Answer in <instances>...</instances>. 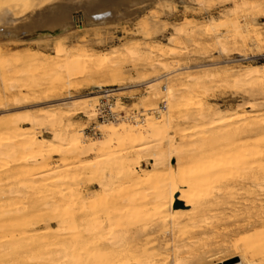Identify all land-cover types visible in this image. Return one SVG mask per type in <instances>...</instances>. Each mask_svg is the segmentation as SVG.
Returning <instances> with one entry per match:
<instances>
[{
    "label": "bare ground",
    "instance_id": "bare-ground-1",
    "mask_svg": "<svg viewBox=\"0 0 264 264\" xmlns=\"http://www.w3.org/2000/svg\"><path fill=\"white\" fill-rule=\"evenodd\" d=\"M156 0H0V65L8 59L3 47L19 44H41L54 39L68 38L71 34H79L86 26L101 27L109 22L119 23L134 20L147 6ZM260 11V6L251 4V12ZM220 26L228 28L232 34L219 39L217 44L222 50L230 43H236L240 37L242 45H249L251 34L261 44L263 38L255 27V19L242 25L235 19L234 13L228 11L223 16ZM218 26L214 23L198 26L189 25L175 27L169 43H160L149 47L147 55L142 57L141 45L125 47L100 57L83 50L76 59L70 56L64 47H59L55 56L50 57L29 47L26 54L16 53L14 60L34 68H42L46 75L57 69L58 62H65L68 79L57 78L48 80L40 90L18 88L15 92L0 95V108L6 101H12L13 107H21L30 97H41L43 102L58 98L62 92L71 90L74 85L71 76L86 75L88 79L109 78V87L118 86L126 79L125 72L116 62L122 57H133L143 60L144 66L151 69L154 77L145 78L133 86L138 88L147 84L155 92L160 84L173 72L189 71L191 67L180 62L164 63L166 48L179 49L183 40H190L201 34H209ZM146 34H156L158 25L152 19L144 22ZM28 35L33 37L25 38ZM250 37V38H249ZM173 51L170 55H175ZM245 56V55H241ZM64 58V59H62ZM159 58V59H157ZM163 58V59H162ZM62 59V60H61ZM164 74L160 75L159 70ZM77 73H72L73 71ZM178 82L189 80L193 86L206 88L210 82L227 81L233 78L237 86H245L250 92L264 96V65L251 66L240 73H232L230 69L220 68L202 77H195L191 72L175 75ZM144 82V83H141ZM101 84L93 83L88 87L98 88ZM165 96L166 110L162 108L144 110L142 116L127 118L134 123L119 122L99 125L104 139L95 141L88 139L85 129L74 127L70 120L74 114L86 112L91 102L99 99L98 95L72 98L61 105H51L47 109L27 112L21 118L6 115L0 124L1 135L13 136L18 144L9 143L1 149L0 173L22 165L15 176V184L30 178L32 182H50L54 186L66 185L74 170L81 171L95 178L93 181L98 189L82 196L84 209L79 214L53 213L38 222L44 229L39 235L47 249L43 264H59L55 258L61 238L82 243L74 249V257L93 260L95 264H212L211 260L218 254L208 247L185 249L189 244L197 243L206 233L207 236L217 232V223L232 217L241 219L237 227H255L264 225V214L228 211L222 208L228 204L224 193L217 194L215 189L224 190L222 184L224 167L212 164L209 160L220 150L214 145L215 130L230 127L232 124L246 125L248 133H258L264 129V124L258 120L264 119V101L250 103L249 110H235L232 113L220 115L219 108H213L208 98H200L195 102L191 95L182 94L191 91L188 88L175 89L174 85L167 87ZM120 90V89H118ZM197 90V89H195ZM112 90L110 92H114ZM108 93V92H106ZM109 96V95H107ZM145 105H153L149 97H145ZM8 110V109H6ZM117 112V108H113ZM160 115L148 117L146 114ZM87 115L88 120L95 119L96 113ZM96 122L98 118L96 117ZM45 121L54 127L53 137L38 136L34 129ZM68 121L69 123H66ZM24 125H29L25 127ZM179 128L175 131V128ZM88 129V128H87ZM86 129V130H87ZM179 143L181 147H176ZM240 149V148H239ZM20 151L19 153H11ZM31 152L34 162L39 166L37 172L28 165L24 154ZM184 156L175 163L164 159L165 153ZM224 152V150H222ZM264 152H249L244 154L238 150L235 156L236 166L252 159L255 154ZM54 155L61 156V162L53 163ZM93 155L92 159H84ZM149 158L152 163L142 167V162ZM73 160L72 162H70ZM191 161L194 170L192 176H187V170L182 164ZM90 176V177H91ZM110 177L119 178V189L126 196L127 205L115 211L104 204V198L110 191ZM91 183V185H93ZM90 185V186H91ZM91 191V188H88ZM104 199V200H103ZM9 211L0 209V264H18L16 252L8 251L10 258H5V246L9 238L16 241L14 231L7 228L10 219ZM125 221V228L119 234L127 236L129 247L123 245L116 248L111 240L121 241V235L115 233L105 237L94 233V230L117 225L114 220L117 215ZM243 215V216H242ZM57 224L54 228L52 224ZM18 226L17 223H13ZM122 227V224H118ZM208 228H211L207 232ZM12 232V233H11ZM13 234V235H12ZM21 232L19 235H23ZM190 234L189 236H186ZM214 234V235H215ZM108 241V242H107ZM13 245V244H12ZM235 254H240L239 262L232 264H264V235L259 236L253 247L239 248L234 245ZM259 262H257V259ZM230 260V259H229ZM210 261V262H208Z\"/></svg>",
    "mask_w": 264,
    "mask_h": 264
},
{
    "label": "rangeland",
    "instance_id": "rangeland-1",
    "mask_svg": "<svg viewBox=\"0 0 264 264\" xmlns=\"http://www.w3.org/2000/svg\"><path fill=\"white\" fill-rule=\"evenodd\" d=\"M251 4L259 5L260 11L251 12ZM228 11H232L235 19L242 25L255 19V27L263 38L261 44H258L256 38L251 34L249 45L246 48L242 45L239 37L236 43H230L225 50H222L217 41L232 35L228 33V28L220 26L224 14ZM133 18L134 20L119 23L111 21L101 27L86 26L79 34H71L68 38L54 39L46 43L3 47L8 61L0 65V95L15 92L21 87L29 90H40L48 80L68 79V72L65 71L63 66L65 62L63 61L57 63V69L50 72V75H46L42 68H34L27 64L15 62L14 55L16 53L26 54L30 46L32 50L42 52L50 57L55 56L59 47H64L67 53L73 59H76L77 55L83 50L100 57L104 53L139 44L142 47L141 55L144 57L147 55L149 47L160 43H169L171 37H173L175 27L189 25L190 23L201 27L214 23L218 27L209 34H201L190 40H183L184 44L179 49L166 48L167 54L164 59L162 58L164 63L176 61L191 67V69L189 71L178 70L173 72L171 76L162 81L158 92H155L152 87H148L144 82H141L144 85L138 88H127L144 81L145 78L154 77L155 74L152 73L149 67L144 66L142 58L123 56L116 63L123 68L126 79L120 81L118 86L109 87L107 84L110 79L105 77L91 81L86 75L80 77L73 75L71 79L74 87L71 90L62 92L58 98L49 102L41 101L39 96L30 97L21 107L15 108L8 105L13 104L12 101L4 100L6 104L0 108V124L6 115L17 116L19 119L29 111L47 109L51 105H61L71 101L72 98L70 97L75 99L91 96V93H94V95L99 96L98 101L91 102L86 112L74 114L70 124L74 127L84 128L88 139L102 141L104 135L99 125L112 122L134 123L133 119L128 120L127 118L142 116L144 110L147 109H163L166 105L163 98L168 96L167 87L171 85H174L175 89L186 87L191 91L194 90V92L183 91L182 94L191 95L195 102H198L200 98H208L213 108H219L220 115L232 113L235 110H249L250 103L264 101L263 95L250 92L248 87L235 85L233 78L227 81L210 82L206 88L193 86L194 83L189 80L178 82L175 78V75L178 76L187 72H191L196 78L202 77L206 73H213L220 68L230 69L232 73H240L251 66L264 65V0H156L154 4L147 6L144 11ZM147 19L157 22L158 32L156 34H146L144 22ZM173 51L176 54L170 55ZM77 72L76 70L72 73ZM164 73V70L160 69L158 74L163 75ZM93 83L102 86L98 88L88 87ZM112 90L116 91L110 92ZM145 97H149L153 105L146 106ZM111 107L117 108V117L110 116ZM168 112L169 109H165L164 114ZM91 113L97 115H94L95 119L89 121L87 115L92 117ZM100 113H102V117ZM96 117L99 119L97 123H95L97 121ZM148 117L157 118L160 115L149 113L142 119ZM258 121L264 124V119L260 118ZM66 123L69 122L66 121ZM24 126L28 127L29 125ZM245 128L246 125L244 124H232L230 127L215 130L213 133L216 137L214 145L220 150L216 151L209 160L212 164L224 167L225 170L222 175L224 190H214L217 194L224 193L227 198L228 204L222 208H228L229 212L233 210L243 213L244 217L250 213L264 214V152L255 154L252 159L245 160L246 162H243V165L238 164L236 166L234 164L236 161L234 158L238 150L244 154L251 151H264V129L258 133H248L244 130ZM178 129L176 127L174 132ZM34 132L38 136L52 138L54 127L42 121V124L35 127ZM9 143L19 145L18 140L13 136L1 135L0 132V153L2 156L4 155L1 149L6 150L5 148ZM176 147L180 148L181 145L177 143ZM12 152L20 154L19 150L18 152L11 150ZM169 152L165 153V160L169 158L170 161L175 163V160L184 157L183 155L175 156L173 154L169 156ZM24 155L28 161L27 166L32 167L37 172L39 166L34 162L35 158H32L31 152L26 151ZM92 158L93 155H89L84 159ZM61 159V156L54 155L51 161L60 163ZM149 163H152L151 160L149 158L145 159L142 162V167H146ZM181 166L187 170V176L193 175V164L191 165L190 160H187ZM21 169L22 165L0 173V209L9 211L7 218L12 222L9 225L7 223V228L11 231L14 228L18 229L14 231L16 241L13 243V239H8L9 241L6 242L5 246L7 253H3V255L5 258H10L11 256L8 254L10 250L11 253L16 252L15 256L19 260L18 264H43L47 247L39 235L44 226L39 225L38 222L47 218L48 214L57 212L79 214L84 209L81 203L82 196L92 193L93 190L98 189V186L93 184L95 178L82 173L80 170L77 171V169L72 173L73 178L66 180V185L54 186L49 181L32 182L30 181L31 177L16 185L14 175ZM108 181L111 184V189L106 194L105 200L103 199L104 204L113 211L125 207L127 205L126 196L122 192L123 190L119 189L121 184L119 178L110 177ZM89 187L91 191H88ZM116 215L117 218L114 221L117 222V225L103 228L101 231L96 229L94 233L99 232L100 235L110 238L114 233L118 236L121 235V241L118 243L116 240L110 239V242L112 241V245H110L112 247L110 248L122 245L123 248H127L130 242L128 235L122 236V234H119V230L125 228L123 226H126V223L120 220L121 216ZM240 221L241 219L234 217L220 221L214 228L217 232L214 233L215 235L210 234L207 236L206 233L200 240H194L197 243L189 244L185 249L206 246L210 250L220 253L211 260L212 264L239 262L240 258L238 256L240 254H235L234 245L239 248L253 247L255 242L259 240V236L264 235V225L257 224L252 228L239 229L237 225ZM13 223H17L18 226H14ZM118 224H122V227ZM52 226L57 228L55 223ZM210 229L208 228L207 232H210ZM21 232L24 234L19 235ZM81 246V242H71L61 238L60 243L53 247L57 250L55 258L58 259L59 264H95L93 260L88 261L84 257L77 260L74 257L75 247L80 248ZM257 262L261 263L259 259H257Z\"/></svg>",
    "mask_w": 264,
    "mask_h": 264
},
{
    "label": "built area",
    "instance_id": "built-area-1",
    "mask_svg": "<svg viewBox=\"0 0 264 264\" xmlns=\"http://www.w3.org/2000/svg\"><path fill=\"white\" fill-rule=\"evenodd\" d=\"M164 102H165V101H164ZM165 107H166V105H165L164 108H163L164 110L166 109ZM110 111H111V115H110L111 117H112V116H113V117H117V116H118V113H117V112H116V113L113 112V107L110 108ZM102 113H103V112H102ZM102 113H100L101 117H102Z\"/></svg>",
    "mask_w": 264,
    "mask_h": 264
},
{
    "label": "water",
    "instance_id": "water-1",
    "mask_svg": "<svg viewBox=\"0 0 264 264\" xmlns=\"http://www.w3.org/2000/svg\"><path fill=\"white\" fill-rule=\"evenodd\" d=\"M32 37H33L32 35H28V36H26L25 38L30 39V38H32Z\"/></svg>",
    "mask_w": 264,
    "mask_h": 264
}]
</instances>
